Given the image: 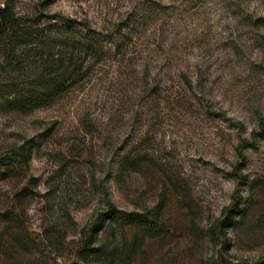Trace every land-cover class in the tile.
<instances>
[{"label":"rangeland","instance_id":"1","mask_svg":"<svg viewBox=\"0 0 264 264\" xmlns=\"http://www.w3.org/2000/svg\"><path fill=\"white\" fill-rule=\"evenodd\" d=\"M6 5L42 25L70 18L105 54L50 106L0 105V158L14 157L0 168V264L264 262V0ZM109 202L108 258L84 262Z\"/></svg>","mask_w":264,"mask_h":264},{"label":"trees","instance_id":"2","mask_svg":"<svg viewBox=\"0 0 264 264\" xmlns=\"http://www.w3.org/2000/svg\"><path fill=\"white\" fill-rule=\"evenodd\" d=\"M55 1L46 0V3L49 6ZM42 17L44 20L49 19L47 16ZM42 19L25 20L17 16L9 5L0 8V64L4 65L0 67V105L24 112L50 106L70 93L86 77L92 63L101 61L105 54L100 40L95 35H84L74 28L75 22L70 18H53L54 21L48 20L44 25L41 24ZM35 50L38 60H28ZM26 152L17 155L27 158L24 155ZM241 157L244 159L243 154ZM13 159L12 156L1 157L0 168ZM235 177L239 181L243 179L242 176ZM240 204L241 200L238 199L227 209L225 219L219 224L221 229L233 224ZM162 211L159 210L157 217ZM120 218L118 207L109 202L107 210L91 229L92 234H85L79 250L84 262H99L108 258V244L98 245L96 241L108 221L118 222ZM145 218L139 214H129L125 221L139 225L151 222Z\"/></svg>","mask_w":264,"mask_h":264}]
</instances>
